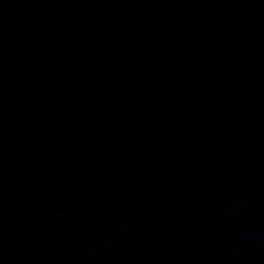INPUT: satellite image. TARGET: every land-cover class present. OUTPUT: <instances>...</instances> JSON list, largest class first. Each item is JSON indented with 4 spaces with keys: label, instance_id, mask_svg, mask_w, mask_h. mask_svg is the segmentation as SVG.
<instances>
[{
    "label": "water",
    "instance_id": "water-1",
    "mask_svg": "<svg viewBox=\"0 0 264 264\" xmlns=\"http://www.w3.org/2000/svg\"><path fill=\"white\" fill-rule=\"evenodd\" d=\"M0 264H264V0H0Z\"/></svg>",
    "mask_w": 264,
    "mask_h": 264
}]
</instances>
